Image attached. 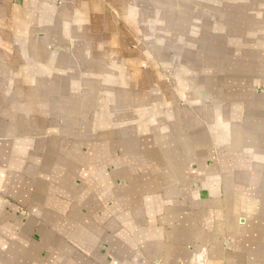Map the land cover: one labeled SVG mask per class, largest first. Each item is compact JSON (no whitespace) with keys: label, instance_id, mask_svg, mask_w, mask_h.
<instances>
[{"label":"crops","instance_id":"crops-1","mask_svg":"<svg viewBox=\"0 0 264 264\" xmlns=\"http://www.w3.org/2000/svg\"><path fill=\"white\" fill-rule=\"evenodd\" d=\"M0 264H264V0H0Z\"/></svg>","mask_w":264,"mask_h":264}]
</instances>
